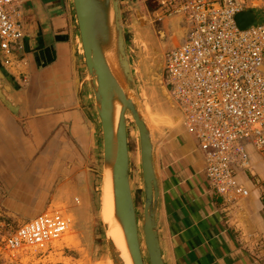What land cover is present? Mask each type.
<instances>
[{
	"label": "crops",
	"instance_id": "obj_1",
	"mask_svg": "<svg viewBox=\"0 0 264 264\" xmlns=\"http://www.w3.org/2000/svg\"><path fill=\"white\" fill-rule=\"evenodd\" d=\"M20 1L26 32L16 48L21 74L10 72L18 91L6 94L17 110L0 100V210L7 218L49 211L71 217L77 246L51 248L39 261L89 264L86 170L102 165L103 133L91 108L73 3ZM181 129L158 151L165 264H264V161L249 151L250 168L237 177L249 195L229 203L209 185L197 138Z\"/></svg>",
	"mask_w": 264,
	"mask_h": 264
},
{
	"label": "built area",
	"instance_id": "obj_2",
	"mask_svg": "<svg viewBox=\"0 0 264 264\" xmlns=\"http://www.w3.org/2000/svg\"><path fill=\"white\" fill-rule=\"evenodd\" d=\"M156 2L158 16L178 21V44L164 55V84L183 112L182 127L198 140L211 189L239 204L249 195L237 179L250 168L249 151L264 161V0ZM249 11L262 21L241 30L237 16ZM23 35L19 1L0 0V55L9 74L20 73L15 53ZM69 226L62 215H39L5 240L4 251L42 249Z\"/></svg>",
	"mask_w": 264,
	"mask_h": 264
},
{
	"label": "water",
	"instance_id": "obj_3",
	"mask_svg": "<svg viewBox=\"0 0 264 264\" xmlns=\"http://www.w3.org/2000/svg\"><path fill=\"white\" fill-rule=\"evenodd\" d=\"M71 1L83 44L86 82L103 133V159L99 170L101 186L105 178L111 179L115 224L119 227L123 244L122 251L116 249L110 236L113 229L100 218V195L95 200L98 206L95 216L102 225L104 235L101 238L106 248L99 264L108 259L113 264H125L124 254L131 264H165L160 241L164 208L158 151L172 132V125L167 129L160 127V122H163L161 107L164 105L169 109L175 105L167 94L169 91L166 92L164 84L162 86V51L155 47L152 32L137 19H133L130 27L125 25L121 0ZM261 21L262 17L255 11L237 16L241 30L258 26ZM135 29L143 31L140 38L146 51L139 50L134 54L141 68L142 97L138 92L141 84L136 80L126 40V33L136 32ZM146 59H151V63L148 64ZM14 91H18V86L2 65L0 55V100L13 112L17 107L7 100L6 94L13 95ZM144 99L147 109L143 106ZM176 112L177 115L180 113L178 108ZM129 123L137 126L141 140L143 189L138 191H141L143 212L140 215L136 212V193H132L129 185Z\"/></svg>",
	"mask_w": 264,
	"mask_h": 264
},
{
	"label": "rangeland",
	"instance_id": "obj_4",
	"mask_svg": "<svg viewBox=\"0 0 264 264\" xmlns=\"http://www.w3.org/2000/svg\"><path fill=\"white\" fill-rule=\"evenodd\" d=\"M19 1V0H18ZM122 1V10H123V19L124 23L126 26L130 27L133 24V19H137L138 22L142 25H144L148 30H150L154 36V42L158 40V37L155 34V29L157 26L165 25L170 27L168 30V39L167 43L168 46L166 47L163 57L167 50L171 48V43H172V38L176 41L177 36L172 35L175 33L174 31L177 29L175 19H171L167 21L169 18H164L158 16L156 14L158 10V5L156 0H121ZM21 1H19L20 3ZM162 18L161 20H159ZM166 20V21H165ZM136 32H127L126 33V38H128V50L129 54L131 56V61H132V66H133V71L136 77V80L138 83L141 84L142 86V75H141V68L139 67V62L137 61L135 57V52L142 50L144 51V44L140 38V35L143 36V31L139 29H135ZM178 40V39H177ZM158 42V41H157ZM79 45V44H78ZM82 53V51H80ZM146 53V51H144ZM82 58V57H81ZM83 59V58H82ZM148 64L151 63V59H146L145 60ZM84 76H86L84 72ZM164 81V80H163ZM86 86L89 89V86L86 82ZM91 94V93H90ZM145 100V99H144ZM91 108L94 109V106L92 104V96H91ZM95 110V109H94ZM128 132L130 136H135L136 135V130L133 128L134 125L132 123L129 124L128 126ZM131 146V145H130ZM89 170H86L89 174V182L88 184V189L86 190V194L88 197V205L87 208L90 211V227L92 230V243L90 246L89 250V257H90V262L89 264H99V261L101 260L102 254H104L103 249L106 248V243L102 240L101 236L103 234L102 230V225L98 222L95 216V209L98 208V206L95 203L96 198L100 196V189H101V177L99 175V170L100 166L99 163L98 165L96 164L95 166H92L91 168H88ZM93 189H92V187ZM82 202L85 199L82 197ZM2 201L3 198L0 197V208L2 207ZM86 202V201H84ZM142 205V199H141V191L136 192V206L137 208ZM59 214L64 217L65 220H68L70 222L69 230L68 232L64 235L63 238L60 240L54 241L53 243L45 246L44 248H28V250H24L19 252L18 254H11L10 252H5L4 247H5V240L8 239V237L14 233L21 225L24 223L32 220L31 219H18L15 216H11V218L5 217L4 214H2L0 210V264H49L53 263L54 260L53 258H50L44 262H40L39 259H43L44 255H48L49 251H51V248L55 249H63L65 246L66 247H72V246H77V243H75V233L73 232V225H72V218L64 216L62 213L59 211H49V212H44L39 215H44V214ZM3 223H6L7 225L3 227ZM10 256H13L10 258Z\"/></svg>",
	"mask_w": 264,
	"mask_h": 264
},
{
	"label": "bare ground",
	"instance_id": "obj_5",
	"mask_svg": "<svg viewBox=\"0 0 264 264\" xmlns=\"http://www.w3.org/2000/svg\"><path fill=\"white\" fill-rule=\"evenodd\" d=\"M171 19L174 20L175 18H171ZM171 19H168L167 21H169ZM175 21H176V23L174 24V26L176 25V27H177L178 21H177V19H175ZM175 31H177V29ZM177 39H176L177 42H175V40L172 38L171 45H173V46L177 45L178 44ZM78 42H79V50L82 51V54H84L83 44H82L80 35H78ZM154 45H156L155 42H154ZM167 46H168V43H167V41H165V39L160 43V46L159 45L155 46V47L160 48V50L162 51L161 52L162 55L160 54L161 58L163 57V53H164ZM152 48H153V46H152ZM163 59H164V57H163ZM163 84L164 83H162V86H163ZM164 86H165V84H164ZM138 92H139V95L142 97V95L144 94L143 93L144 90H143L142 86L140 87L138 85ZM166 92H168L167 88H166ZM167 94H169L170 99L172 100V102L174 103V105L176 107L175 106L172 108L170 107L169 109L166 107H163L164 105L161 107V110L163 112V114H162L163 116H161L163 119V122L162 121L160 122V127L163 129H167L172 125L171 130H180L181 131L182 130L181 129V126H182L181 115L183 114V112L181 111V108L175 104L170 93L168 92ZM143 106H146L145 100L143 101ZM177 108H178L179 112L181 113V115H180V113H178L179 116L177 115V112H176ZM146 109H147V106H146ZM177 118H178V120H177ZM129 124H128V126H129ZM133 128L136 130V135L135 136L128 135L129 162H130V182H129V185L131 187L130 189H131L132 193H136L138 190L143 189V178H142V168H141L140 132H139V129L137 128V126L134 125ZM128 134H129V132H128ZM100 195H101L100 196L101 197L100 218L102 219V221L105 224L109 225L110 228L113 229L110 232L111 239H112L113 243L115 244L116 249L122 251L123 250V244H122L121 235H120V232L118 229L119 227H117L115 224V218H116L115 212L116 211H115V201H114V194H113L111 179L105 178V180L103 181V184L101 186ZM136 212L138 213V215H140L141 212H143V204L140 205L138 208L136 206ZM138 224L140 227L141 226V218L138 219ZM123 261L125 262V264H131V262H129V260L125 256V254L123 257ZM100 264H113V261L111 259H108L107 262H101Z\"/></svg>",
	"mask_w": 264,
	"mask_h": 264
},
{
	"label": "flooded vegetation",
	"instance_id": "obj_6",
	"mask_svg": "<svg viewBox=\"0 0 264 264\" xmlns=\"http://www.w3.org/2000/svg\"><path fill=\"white\" fill-rule=\"evenodd\" d=\"M20 1V0H19ZM23 26H24V35H23V38L22 40L25 38L26 36V32H25V20H24V12H23ZM170 29L169 26H167V24L165 25V23H163V25L161 26H157L156 29H155V34L156 36L158 37V42L155 41V44L156 45H159L160 46V43L165 39V41H167L168 39V30ZM21 40V41H22ZM127 42H128V38H126ZM15 56L19 59V60H22L21 58H23L22 56H19V53H15ZM81 57H84V54H80ZM28 83V79L26 78L24 81H23V84L26 85ZM182 111V110H181Z\"/></svg>",
	"mask_w": 264,
	"mask_h": 264
}]
</instances>
